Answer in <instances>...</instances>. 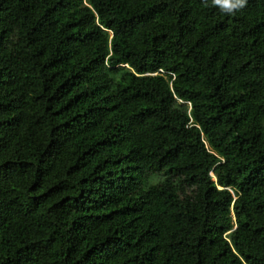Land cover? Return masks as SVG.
<instances>
[{
	"label": "trees",
	"instance_id": "1",
	"mask_svg": "<svg viewBox=\"0 0 264 264\" xmlns=\"http://www.w3.org/2000/svg\"><path fill=\"white\" fill-rule=\"evenodd\" d=\"M0 264H264V0H0Z\"/></svg>",
	"mask_w": 264,
	"mask_h": 264
},
{
	"label": "rangeland",
	"instance_id": "2",
	"mask_svg": "<svg viewBox=\"0 0 264 264\" xmlns=\"http://www.w3.org/2000/svg\"><path fill=\"white\" fill-rule=\"evenodd\" d=\"M184 141L187 143V144H201L203 143V135L202 133L200 132L199 128L198 127H191L189 133L186 135ZM158 180V177H153L150 179V182L151 183H154Z\"/></svg>",
	"mask_w": 264,
	"mask_h": 264
},
{
	"label": "clouds",
	"instance_id": "3",
	"mask_svg": "<svg viewBox=\"0 0 264 264\" xmlns=\"http://www.w3.org/2000/svg\"><path fill=\"white\" fill-rule=\"evenodd\" d=\"M222 0H214V3H221ZM225 6L227 7V9L229 11H231L232 9H239V8H243L246 0H223Z\"/></svg>",
	"mask_w": 264,
	"mask_h": 264
}]
</instances>
